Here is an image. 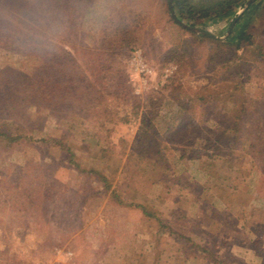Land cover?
I'll return each mask as SVG.
<instances>
[{
    "label": "rangeland",
    "instance_id": "rangeland-1",
    "mask_svg": "<svg viewBox=\"0 0 264 264\" xmlns=\"http://www.w3.org/2000/svg\"><path fill=\"white\" fill-rule=\"evenodd\" d=\"M246 1L206 19L173 12L224 41ZM165 2L0 0V264L123 263L100 261L104 251L154 264L181 237L183 215L152 211L151 190L160 206L181 190L232 206L250 234L240 240L259 238L253 264H264V54L226 61L201 33L180 29ZM118 14L137 21L132 47L103 34ZM261 25L253 34L264 44ZM155 98L150 140L161 151L143 156L132 140ZM140 202L151 224L121 227L123 207ZM239 252L237 264L251 262L246 246Z\"/></svg>",
    "mask_w": 264,
    "mask_h": 264
},
{
    "label": "crops",
    "instance_id": "crops-1",
    "mask_svg": "<svg viewBox=\"0 0 264 264\" xmlns=\"http://www.w3.org/2000/svg\"><path fill=\"white\" fill-rule=\"evenodd\" d=\"M154 184L155 183H153V185ZM152 192L153 190H151L149 194V196H151L150 200L146 202L151 205L150 209H152V211H154V209H157L159 212L164 211L163 214L166 217H173V214H177L176 216L183 215L182 218L180 217L179 223L177 222L178 218H173L174 225L178 223L175 228L178 229L177 231L180 232L181 237L174 235L172 240L169 239L171 241L170 245L174 244L173 247H171L172 251L163 252L160 250L159 254L152 259V261L154 260V264H237L240 258V260L243 261L244 252H239L240 248H243V246H246L247 261L251 260L252 262V258L255 259L258 257L256 250L252 248L251 251L249 246L251 243H255L256 240H259V238L254 234L253 237L251 236L248 239L242 238V240H240L241 234L247 236L250 234L249 232L244 233V229L239 225V213L232 206L224 204L221 200H219V206H214L212 204L203 205L204 202L200 199V196L192 191L190 193V191L186 192L185 190H181L183 194L179 196L180 200L178 203H174L175 199L169 197L165 203V205H167L160 206L158 202L154 201L158 194H152ZM185 195H192V198L197 202L195 203V208L186 203V197L188 196ZM182 197L183 201L181 200ZM141 203L142 202L137 203L135 206L131 207L124 205L126 206L123 207L125 208V221L122 222L121 227H125L129 224L132 228H141V226L143 228L144 225L148 223L151 224L148 220L149 217L146 216L145 218L144 216L146 213H150L151 210L147 209L145 204ZM214 213L218 216L217 218H215ZM170 223H172V221H170ZM152 225H154V227L151 226L149 232H151L150 236L154 239L156 236L159 237L161 233L156 231V224L152 223ZM202 233L206 234V236L202 235ZM166 234L172 237L173 232H164L163 236H166ZM106 253L107 252L104 251L102 257L98 259L103 262L118 260L119 262H123L121 264H124V262L127 261L136 262L139 257L135 253L131 256L127 253L113 257L107 256ZM93 258L96 259L97 257L89 255L85 259L91 261ZM262 260L263 259H260V262H262ZM251 262L247 263L250 264Z\"/></svg>",
    "mask_w": 264,
    "mask_h": 264
},
{
    "label": "trees",
    "instance_id": "trees-1",
    "mask_svg": "<svg viewBox=\"0 0 264 264\" xmlns=\"http://www.w3.org/2000/svg\"><path fill=\"white\" fill-rule=\"evenodd\" d=\"M165 1L167 5L168 0ZM239 1L241 0H172V9L179 18L197 16L198 18L206 19L212 14L221 12L225 8L234 5ZM168 10L170 11L169 8ZM117 16L118 17L116 19L111 20V25H113L112 29L105 33L104 31L106 29H104L103 34L106 36L109 34L112 35L113 39L108 40L111 44L114 43V45H117L118 47H132L138 40V35L136 32L138 30L137 21L131 19L126 20L123 14H118ZM259 22L262 23L261 26L264 27V0H252L234 19L233 28H235V30H231L229 34L231 36L230 39L221 41L212 39L205 34H193L192 32H189L201 40L211 42L213 46L211 52L214 54L221 56L228 55L229 57L226 58V61L245 54H249L252 59H256V57L262 58L261 55L264 54V44L261 42L262 38L256 37L255 34H253L255 26H257ZM175 24L180 29L186 30L179 26L176 22ZM260 33H263L262 30ZM240 50L241 52L238 53ZM156 101L159 100H157V98L153 100L151 99L150 104H145L147 107L146 111L138 122V128L135 133L136 135L132 140V148L139 155H158V153L161 151L159 146L160 142L150 140L151 132L154 130L152 120H154L158 114V104H155ZM148 112L149 118L147 115ZM238 117L239 115L236 116V118ZM119 119L123 123H132L131 118L128 115H124ZM237 131L238 128L236 127L235 132ZM3 136L7 137L6 134H3ZM17 138H19V136L9 139V142L14 141ZM54 141L61 143L58 139ZM96 175H98L102 181H108L101 174L99 175V173H96Z\"/></svg>",
    "mask_w": 264,
    "mask_h": 264
},
{
    "label": "water",
    "instance_id": "water-1",
    "mask_svg": "<svg viewBox=\"0 0 264 264\" xmlns=\"http://www.w3.org/2000/svg\"><path fill=\"white\" fill-rule=\"evenodd\" d=\"M250 1H252V0H247V1L245 2L244 8L248 5V3H249ZM168 5H169V9H170L171 17L174 19V21H176V22H177L178 24H180L182 27H184V28H186V29H188V30H191V31H195V32H198V33H201V34H205V35H207V36H209V37H212V38H217V37L211 35L210 33H208V32L205 31V30H201V29H197V28H194V27L188 26V25H186L185 23H183L182 21H180V20L175 16V14H174V12H173V9H172V0H168ZM244 8H243L241 11H243ZM233 24H234V22L231 24L229 31L231 30ZM229 31H228V32H229Z\"/></svg>",
    "mask_w": 264,
    "mask_h": 264
}]
</instances>
